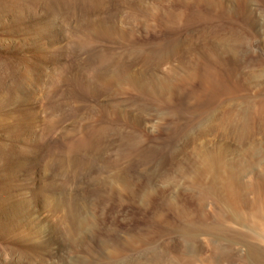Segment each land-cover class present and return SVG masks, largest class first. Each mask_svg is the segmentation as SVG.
<instances>
[{"label":"rangeland","instance_id":"374dc122","mask_svg":"<svg viewBox=\"0 0 264 264\" xmlns=\"http://www.w3.org/2000/svg\"><path fill=\"white\" fill-rule=\"evenodd\" d=\"M258 184L264 0H0V264H264Z\"/></svg>","mask_w":264,"mask_h":264},{"label":"bare ground","instance_id":"6f19581e","mask_svg":"<svg viewBox=\"0 0 264 264\" xmlns=\"http://www.w3.org/2000/svg\"><path fill=\"white\" fill-rule=\"evenodd\" d=\"M218 2V1H217ZM221 2V1H220ZM195 15V14H194ZM199 15V14H198ZM209 15V14H208ZM210 16V15H209ZM202 17V16H201ZM205 17V16H204ZM212 17V16H211ZM214 17V16H213ZM198 18V17H197ZM217 18V17H216ZM220 18V17H219ZM223 20V19H222ZM222 22V21H221ZM215 27V26H214ZM211 28V27H210ZM239 28H240V26H239ZM233 31V30H232ZM236 31V30H235ZM230 33V32H229ZM235 33V32H234ZM199 34V33H198ZM223 34V33H222ZM228 34V33H227ZM200 35V34H199ZM219 35H221V34H218V36ZM233 35H236V33L235 34H233ZM192 36V35H191ZM196 36V35H195ZM227 36H230V34H228ZM241 36V35H240ZM222 37H223V35H222ZM232 37V36H231ZM243 37V36H242ZM200 38H202V37H200ZM219 38V37H218ZM227 38H229V37H227ZM245 38H247V37H245ZM193 39V38H192ZM194 39H196V38H194ZM204 39V38H203ZM222 39V38H221ZM232 39V38H231ZM236 39H237V37H236ZM205 40H207V39H204V41ZM209 40V39H208ZM214 40V39H213ZM212 40V41H213ZM235 40V39H234ZM233 40V41H234ZM194 41V40H193ZM210 42H211V40H209ZM182 42V41H181ZM179 43V42H178ZM178 43H177V45H178ZM233 43V42H232ZM237 43H239V42H237ZM204 44H206V42L204 43ZM225 44H226V42H225ZM224 44V45H225ZM236 44V43H235ZM166 45V44H165ZM176 45V46H177ZM181 44H179V46H180ZM208 45V44H207ZM176 46H174V50H175V47ZM179 46H177V47H179ZM209 46V45H208ZM226 46V45H225ZM224 46V48H226ZM181 47V46H180ZM196 47V46H195ZM222 47H223V45H222ZM242 48V47H241ZM184 49V48H183ZM232 49V48H231ZM236 49V48H235ZM197 51V50H196ZM223 51H224V49H223ZM231 51V50H230ZM233 51H234V49H233ZM237 51V50H236ZM178 52V49H177V51L175 52V53H177ZM181 52H182V50H181ZM214 52V51H213ZM217 52H219V51H217ZM226 52V51H225ZM169 53H170V51H169ZM199 53V52H198ZM197 53V54H198ZM172 54H174V52L172 53ZM183 54V53H182ZM189 54V53H188ZM187 54V55H188ZM223 54V53H222ZM235 54V53H234ZM236 54H237V52H236ZM177 55H178V53H177ZM186 55V54H185ZM199 55H201V54H199ZM198 55V56H199ZM165 56V55H164ZM166 56H168V55H166ZM171 56V55H170ZM170 56H168V58H170ZM173 56V55H172ZM171 56V57H172ZM189 56V55H188ZM206 56V54L203 56L204 58H206L205 57ZM208 56V55H207ZM178 56H176V58H177ZM190 57H191V54H190ZM209 57V56H208ZM207 57V58H208ZM168 58H166V59H168ZM175 58V57H174ZM218 58V57H217ZM165 59V60H166ZM173 59V58H172ZM168 60H170V59H168ZM187 60H189V59H187ZM200 60V59H199ZM260 60V59H259ZM162 61H164V59L162 60ZM179 61V60H178ZM206 61H207V59H206ZM166 62H167V60H166ZM166 62H164V63H166ZM189 62V61H188ZM222 62V61H221ZM231 62V61H230ZM230 62H228V63H230ZM190 63H192V61L190 62ZM210 63V62H209ZM225 63V62H224ZM226 63H227V61H226ZM186 64V63H185ZM185 64H183L184 66H185ZM195 64V63H194ZM203 64H205V63H203ZM202 64V65H203ZM221 64H223V63H221ZM231 64H233L232 62L230 63V66H231ZM186 65H188V64H186ZM201 65V64H200ZM227 64H225L224 66H226ZM179 66H181V65H179ZM194 66V65H193ZM205 66V65H204ZM223 66V65H222ZM182 67V66H181ZM227 68H228V65L226 66ZM165 68V67H164ZM163 68V69H164ZM184 68V67H183ZM236 68H237V66H236ZM235 68V69H236ZM243 68V67H242ZM237 70V69H236ZM235 70V71H236ZM227 71V70H226ZM230 71H231V69H230ZM229 71V72H230ZM184 72V71H183ZM222 72V71H221ZM263 72V71H262ZM206 73V72H205ZM227 73V72H226ZM253 73V72H252ZM222 75H224V74H222ZM227 75V74H226ZM229 76L231 75V74H228ZM235 75V74H234ZM256 75V74H255ZM166 76V75H165ZM207 77V76H206ZM225 77V76H224ZM215 78V77H214ZM209 79V78H208ZM260 80V79H259ZM263 80V79H262ZM246 81H248V80H246ZM227 82H228V80H227ZM160 86V85H159ZM231 92V91H230ZM234 92V91H233ZM226 93V92H225ZM225 95V94H224ZM230 95V94H229ZM228 96V95H227ZM237 101H238V99H237ZM251 102V101H250ZM240 104V103H239ZM236 105V104H235ZM249 105V104H248ZM225 107V106H224ZM178 109V108H177ZM179 110V109H178ZM247 110V109H246ZM222 111H224V108H223V110ZM241 111V110H240ZM250 111V110H249ZM258 111V110H257ZM204 112V111H203ZM226 112V111H225ZM236 112V111H235ZM203 114V113H202ZM218 114V113H217ZM242 114V113H241ZM248 116V115H247ZM229 119V118H228ZM228 119H226V121L228 120ZM234 119V118H233ZM232 119V120H233ZM221 120V119H220ZM245 120V119H244ZM234 121V120H233ZM236 121V120H235ZM246 121V120H245ZM229 122V121H228ZM232 122V121H231ZM254 122V121H253ZM217 123V122H216ZM215 124V123H214ZM218 124V123H217ZM259 126V125H258ZM210 127V126H209ZM236 127V126H235ZM211 129V128H210ZM207 130H208V128H207ZM193 133V132H192ZM202 133V132H201ZM191 135V134H190ZM245 139V138H244ZM189 140V139H188ZM250 140V139H249ZM199 144V143H198ZM219 147V146H218ZM213 150V149H212ZM223 151V150H222ZM226 152V151H225ZM212 154V153H211ZM211 156V155H210ZM155 157V156H154ZM216 157V156H215ZM160 158V157H159ZM212 159V158H211ZM160 160V159H159ZM207 161H208V159H206V164H207ZM212 161H213V159H212ZM192 162V161H191ZM218 162V161H217ZM159 163V162H158ZM209 163V162H208ZM186 164V163H185ZM205 164V165H206ZM141 165V164H140ZM187 165V164H186ZM214 165V164H213ZM221 165V164H220ZM207 166H209V165H207ZM212 166V165H211ZM219 166V165H218ZM229 167V166H228ZM241 167V166H240ZM184 168V167H183ZM187 169V168H186ZM228 169V168H227ZM150 170V169H149ZM193 170V169H192ZM168 171V170H167ZM224 170H222V172H223ZM233 171V170H232ZM115 173V172H114ZM192 173V172H191ZM225 173V172H224ZM113 174V173H112ZM221 174H223V173H221ZM220 174V175H221ZM229 174V173H228ZM234 174V173H233ZM233 174H229V176L227 175L226 176V178L224 179V180H227V181H224L223 182V184L225 185L224 187H225V191L229 194V196L231 197V199H230V197H229V200H231V202L230 201H228L229 203V205H230V203H231V206H234L233 208H234V211L236 210H238V206H239V204H241L240 202H242V201H239V199H240V197L241 196H243V193H244V191L246 192H248L249 190L247 189V187H245V186H242L241 184H238V182H237V180H236V177H235V175H233ZM114 175V174H113ZM189 175V174H188ZM217 175H219V174H217ZM242 175H244V174H242ZM216 176V175H215ZM241 176V175H240ZM218 177H220V176H217V179H219ZM221 177H223L222 175H221ZM220 177V178H221ZM228 177V178H227ZM239 177V176H238ZM239 178H241V177H239ZM238 178V179H239ZM112 179V178H111ZM158 179V178H157ZM216 179V178H215ZM222 181H223V179H222ZM118 182V181H117ZM218 182V180L216 181V183ZM163 183V182H162ZM215 183V184H216ZM218 184V183H217ZM214 187H215V185H214ZM256 187H257V189H255V190H257L258 192H261V191H263L264 189H263V185L262 184H258V185H256ZM211 188H213V186L211 187ZM207 189V188H206ZM216 189V188H215ZM218 189V188H217ZM216 189V190H217ZM254 189V188H253ZM263 189V190H262ZM224 191V192H225ZM201 192V191H200ZM214 192L215 191H212V193L214 194ZM225 192V193H226ZM210 193V191L209 190H204L203 192H202V195L203 194H205V196H206V194H209ZM216 193V192H215ZM211 194V193H210ZM228 196V195H227ZM240 196V197H239ZM207 197V196H206ZM206 197H204V198H206ZM219 197V196H218ZM223 197V196H222ZM203 198V197H202ZM215 198V197H214ZM226 198H228V197H226ZM201 199V198H200ZM243 199V198H242ZM201 201H203V200H201ZM207 201H209V200H207ZM226 201H227V199H226ZM227 204V205H228ZM243 204V203H242ZM230 206V207H231ZM243 206V205H242ZM229 207V208H230ZM232 208V209H233ZM231 210V209H230ZM232 211V210H231ZM239 211V210H238ZM237 211V212H238ZM242 211V210H241ZM241 211H239V214H240V212ZM262 211V210H261ZM264 211V210H263ZM233 213V212H232ZM261 212L259 211H257V213L255 214V218H256V215L257 216H259V214H260ZM235 215V214H234ZM248 215V216H247ZM247 215H245V214H243L242 216L243 217H241V220H240V222L241 223H243V222H246L248 219H249V214H247ZM236 216V215H235ZM238 218V217H237ZM236 218V219H237ZM240 218V217H239ZM251 218V217H250ZM237 221V220H236ZM252 221H253V219H252ZM185 223H186V221H185ZM234 224V223H233ZM237 224V223H236ZM203 225V224H202ZM247 225V224H246ZM247 227H248V225H247ZM262 227V226H261ZM232 228V227H231ZM229 230V228H226V227H222V225H213V226H209L208 224L205 226H197L196 224H194V223H191V224H187L186 226H183V227H181L178 231H180L181 233H183L182 234V237H183V241L185 242H187V241H190V242H192V241H194V240H196L197 238H198V232H203V233H205V232H210L211 234H218L217 236H219V237H221L219 234H227L228 232H230V230ZM240 230V229H239ZM233 231V230H232ZM235 231V230H234ZM245 231V230H244ZM257 231V230H256ZM221 232V233H220ZM191 233H194L193 234V236H191ZM258 233V232H257ZM231 234V233H230ZM262 236V235H261ZM260 236V237H261ZM249 237V236H248ZM258 237V236H257ZM207 240V239H206ZM227 240V239H226ZM231 241V240H230ZM263 241V240H262ZM196 242V241H195ZM229 242V241H228ZM256 243V242H255ZM186 244H188V242L186 243ZM235 244V243H234ZM240 244V243H239ZM257 244V243H256ZM188 246V245H187ZM237 246V245H236ZM239 246V245H238ZM191 247H192V245H191ZM231 249V248H230ZM182 251V250H181ZM221 251V250H220ZM183 252H185V251H183ZM228 253V252H227ZM230 253H231V251H230ZM190 254V253H189ZM216 256V255H215ZM256 257H258V256H256ZM221 258V257H220ZM254 259V258H253ZM186 260V259H185ZM190 260V259H189ZM261 264V263H260Z\"/></svg>","mask_w":264,"mask_h":264}]
</instances>
